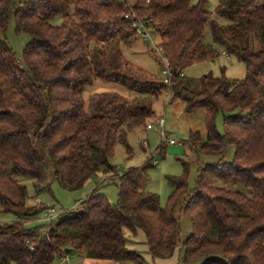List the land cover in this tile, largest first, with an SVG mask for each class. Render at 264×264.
<instances>
[{
  "label": "trees",
  "instance_id": "1",
  "mask_svg": "<svg viewBox=\"0 0 264 264\" xmlns=\"http://www.w3.org/2000/svg\"><path fill=\"white\" fill-rule=\"evenodd\" d=\"M127 14L152 20L169 83L124 57L122 44L138 38ZM10 17L30 38L22 61L3 37ZM208 27L224 54L244 64L246 78L209 74L195 90L184 72L220 57L205 43ZM99 80L130 96L92 93L85 100ZM166 91L186 113L206 112V139L192 132L189 140L197 154L223 158L233 146L234 157L199 167L192 191L185 164V176L167 178L173 194L164 209L144 189L154 158L122 176L110 160L117 144L131 154L129 133L156 118ZM157 152L164 157L166 145ZM100 173L119 180L117 204L98 186L75 209L46 219L45 233L25 227L40 212L28 207L25 180L37 192L53 182L73 192ZM0 215L16 218L0 222V264H53L67 249L90 261L149 264L129 247L125 231L138 230L154 261L181 248L185 264H264V0H219L215 13L206 0H0ZM182 215L192 224L183 240Z\"/></svg>",
  "mask_w": 264,
  "mask_h": 264
},
{
  "label": "rangeland",
  "instance_id": "2",
  "mask_svg": "<svg viewBox=\"0 0 264 264\" xmlns=\"http://www.w3.org/2000/svg\"><path fill=\"white\" fill-rule=\"evenodd\" d=\"M17 2H26L29 0H16ZM207 8L215 13L219 0H206ZM199 0H193V4H197ZM221 25H227V21L218 18ZM55 25H61L62 18L54 21ZM4 38L16 53L20 61L23 60V52L30 38L26 33L16 32L14 19L10 17L8 27ZM205 43L212 45L220 52V57L211 62L200 63L188 68L184 72L189 87L199 90V79L212 74L214 77L220 78L223 74L231 80H244L246 78V68L244 64L236 59L228 57L222 51V48L214 43L211 28H207ZM161 44L159 35H153L152 40L145 42L143 39L133 38L125 42L121 46L124 57L131 63L143 68L149 74L159 79H164V66L162 56L156 51L155 46ZM257 46V45H256ZM87 88L84 99L88 100L92 93H118L124 97H129L128 89L116 83L103 82L101 80ZM185 103L178 99L172 98L169 91L164 92L155 105L156 118L149 122L147 128H139L129 133L128 145L131 148V154H128L126 148L122 144H117L111 164L117 169L118 175L122 176L130 168L141 167L151 158H154L152 164L154 168L148 173V181L146 182L145 191L156 194L160 197L161 207L167 208L169 199L173 194V188L168 183V177L181 178L185 176L187 170V184L189 191L195 189L196 179L199 167L207 164H217L220 162L230 163L234 157V147L231 146L227 154L221 158L219 156H209L197 154L192 146L190 136L192 132H199L202 138L206 139V127L204 110L193 114L185 111ZM164 116L165 135L163 130L157 123V118ZM216 126L220 133H223V117L219 115L216 120ZM169 140L175 141V145H171ZM166 145V153L161 157L157 150L162 145ZM155 163V164H154ZM185 164L187 169L185 170ZM51 181V176L46 173L44 184ZM29 192L28 207L34 208L39 206L40 212L36 219L25 222L27 229H39L40 233L46 232V226L49 224L45 218V210L54 208L59 214L69 212L84 201L95 187H100V192L106 196L111 204L118 203L119 180L110 178L103 173L97 177L90 179L86 185L78 191H68L62 188L58 183H51L50 187L43 188L37 192L34 181L27 179L24 182ZM178 210V209H177ZM57 213V214H58ZM179 214V213H178ZM16 218L12 215H0V222L11 223ZM56 221V219H54ZM181 223V239H185L192 233L191 220L187 215L180 216ZM127 237L132 240L129 247L139 251L149 264H185L183 261V252L178 248L172 257L166 259L153 260L148 253L145 245V234L138 230L136 235L125 231ZM204 259H200L192 264H203ZM53 264H98L97 261H88L80 256L76 251L68 255V260L58 259ZM100 264V263H99Z\"/></svg>",
  "mask_w": 264,
  "mask_h": 264
},
{
  "label": "built area",
  "instance_id": "3",
  "mask_svg": "<svg viewBox=\"0 0 264 264\" xmlns=\"http://www.w3.org/2000/svg\"><path fill=\"white\" fill-rule=\"evenodd\" d=\"M125 19L130 22V24L132 25V28L135 30L136 32V36L139 39H143L145 42L152 40L153 35H156L152 29V20H145L143 18H140L136 15H132V14H127L125 16ZM156 47V51L159 52V54L162 56V62L164 65V70H163V74L165 75V82L169 83V75H170V71H169V61L167 58L164 57L163 55V51L162 49L159 48V46H155ZM157 123L159 125V127L163 130V137L165 135V125H166V121L164 116H160L159 118H157ZM169 143L171 145H175V141L173 140H169ZM56 212L55 209H48L47 212L45 213V217L47 220H52L54 218H58L60 216V214ZM64 260H68V256H66L64 258Z\"/></svg>",
  "mask_w": 264,
  "mask_h": 264
},
{
  "label": "crops",
  "instance_id": "4",
  "mask_svg": "<svg viewBox=\"0 0 264 264\" xmlns=\"http://www.w3.org/2000/svg\"><path fill=\"white\" fill-rule=\"evenodd\" d=\"M88 261H90V260H88ZM98 264L100 263V264H113V263H110V262H103V261H99V262H97Z\"/></svg>",
  "mask_w": 264,
  "mask_h": 264
},
{
  "label": "water",
  "instance_id": "5",
  "mask_svg": "<svg viewBox=\"0 0 264 264\" xmlns=\"http://www.w3.org/2000/svg\"><path fill=\"white\" fill-rule=\"evenodd\" d=\"M71 252H72L71 249H67V250H66V254H70Z\"/></svg>",
  "mask_w": 264,
  "mask_h": 264
}]
</instances>
